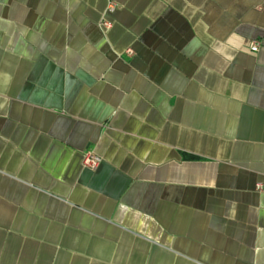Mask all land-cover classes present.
I'll return each mask as SVG.
<instances>
[{"label":"crops","instance_id":"1","mask_svg":"<svg viewBox=\"0 0 264 264\" xmlns=\"http://www.w3.org/2000/svg\"><path fill=\"white\" fill-rule=\"evenodd\" d=\"M0 264H264V0H0Z\"/></svg>","mask_w":264,"mask_h":264},{"label":"built area","instance_id":"2","mask_svg":"<svg viewBox=\"0 0 264 264\" xmlns=\"http://www.w3.org/2000/svg\"><path fill=\"white\" fill-rule=\"evenodd\" d=\"M115 10V5L113 3H109L107 5V8L105 10L104 16L100 21V26L103 29H108L111 25L110 21L107 19V15L113 13V11ZM250 50L255 52L258 49V44L256 42H252L250 44ZM128 53H131L130 50H128ZM101 162V159L99 156H97L96 154L92 153V152H85L83 155V160H82V165L84 168L87 169H95ZM257 189L258 190H262V185L261 184H257Z\"/></svg>","mask_w":264,"mask_h":264}]
</instances>
